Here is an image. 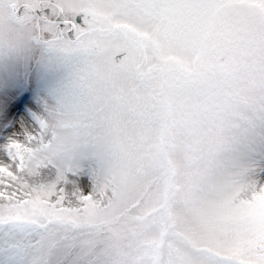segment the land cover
Wrapping results in <instances>:
<instances>
[{
    "label": "snow or ice",
    "instance_id": "obj_1",
    "mask_svg": "<svg viewBox=\"0 0 264 264\" xmlns=\"http://www.w3.org/2000/svg\"><path fill=\"white\" fill-rule=\"evenodd\" d=\"M177 7L175 0H0V23L27 28L76 67L60 107L0 145V264H220L204 254L182 257L173 243L178 193L170 171L149 178L141 165L124 173L119 148L98 134L110 127L116 79L150 88L170 71L172 48L190 43L167 22ZM223 167L241 200L264 194V111L242 124ZM86 173L92 185L82 192L72 180Z\"/></svg>",
    "mask_w": 264,
    "mask_h": 264
},
{
    "label": "rangeland",
    "instance_id": "obj_2",
    "mask_svg": "<svg viewBox=\"0 0 264 264\" xmlns=\"http://www.w3.org/2000/svg\"><path fill=\"white\" fill-rule=\"evenodd\" d=\"M175 3L179 7L167 22L190 43L172 48L170 71L150 88L116 79L110 127L98 134L119 148L124 173L141 165L149 178L161 167L170 171L178 193L172 241L182 257L264 264V194L241 200L239 192L228 190L223 167L242 124L264 111V31L258 32L253 10H230L214 24L220 9L236 4L258 5L264 24V0ZM108 67L103 63L99 71ZM75 72L73 61L35 39L25 55L0 45V145L57 110ZM180 74L184 87L177 83ZM72 183L90 190L92 175H78Z\"/></svg>",
    "mask_w": 264,
    "mask_h": 264
},
{
    "label": "clouds",
    "instance_id": "obj_3",
    "mask_svg": "<svg viewBox=\"0 0 264 264\" xmlns=\"http://www.w3.org/2000/svg\"><path fill=\"white\" fill-rule=\"evenodd\" d=\"M31 39L33 36L27 28H21L8 20L0 23V45L15 48L19 54L25 55ZM97 66L100 69L103 63L97 62ZM59 143L64 148L70 146L69 141L65 138H61Z\"/></svg>",
    "mask_w": 264,
    "mask_h": 264
}]
</instances>
